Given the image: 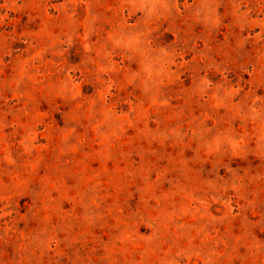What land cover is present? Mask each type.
Wrapping results in <instances>:
<instances>
[{"label": "rangeland", "instance_id": "obj_1", "mask_svg": "<svg viewBox=\"0 0 264 264\" xmlns=\"http://www.w3.org/2000/svg\"><path fill=\"white\" fill-rule=\"evenodd\" d=\"M0 264H264V0H0Z\"/></svg>", "mask_w": 264, "mask_h": 264}]
</instances>
